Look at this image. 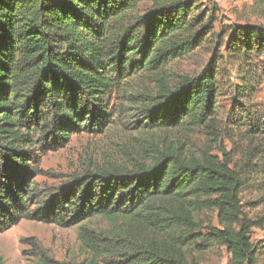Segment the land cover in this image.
<instances>
[{
    "label": "trees",
    "instance_id": "obj_1",
    "mask_svg": "<svg viewBox=\"0 0 264 264\" xmlns=\"http://www.w3.org/2000/svg\"><path fill=\"white\" fill-rule=\"evenodd\" d=\"M215 20L199 0H0V233L22 219L80 225L85 255L37 247L32 264H199L195 253L214 246L229 264H258L251 233L264 214L245 215L241 191L245 177L264 178L249 164L264 165V140L246 138L239 169L198 148V132L220 134L218 60L195 77L171 66L212 37ZM228 52L264 53V26H236ZM120 113L131 120L113 157L88 158L52 190L36 181L44 147L103 133ZM205 209L219 227L204 228ZM92 217L109 228L82 224Z\"/></svg>",
    "mask_w": 264,
    "mask_h": 264
},
{
    "label": "rangeland",
    "instance_id": "obj_2",
    "mask_svg": "<svg viewBox=\"0 0 264 264\" xmlns=\"http://www.w3.org/2000/svg\"><path fill=\"white\" fill-rule=\"evenodd\" d=\"M199 2L208 15L215 11L214 33L202 47L176 59L171 66L180 74L195 77L209 70L214 57L218 60L214 68L217 69L220 134L215 141L214 137L198 132L195 144L198 148L208 149L221 160L226 156L231 158V166L239 169L245 161V151L250 149L251 143L246 138L254 134L257 141L253 146L264 140V135L256 132L264 128V53H254L250 57L233 56L228 52L229 41L236 26H264V0ZM223 35L224 45L220 48L219 37ZM130 120V116L115 114L114 123L103 133H74L65 147H44L41 167L47 173L38 175L36 181L52 190L67 183L88 158L113 157L116 150L114 142L129 132L125 124ZM251 159L249 164L263 168L259 158L254 156ZM245 179L246 185L241 191L243 211L248 217L257 218L264 214V178L253 174ZM202 220L204 228L209 224L220 226L216 210L205 209ZM82 224L97 231L109 228L108 221L101 217H92ZM251 238L259 251L258 264H264V226L253 228ZM80 246V225L62 227L56 223L22 219L0 233V264H32L34 255L41 249L59 260L79 261L85 256ZM195 254L199 264H229L231 259L227 249L219 246Z\"/></svg>",
    "mask_w": 264,
    "mask_h": 264
}]
</instances>
